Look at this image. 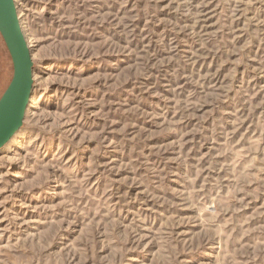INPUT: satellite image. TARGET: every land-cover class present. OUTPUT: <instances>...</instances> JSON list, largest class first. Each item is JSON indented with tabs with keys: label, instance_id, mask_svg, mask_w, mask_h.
I'll return each instance as SVG.
<instances>
[{
	"label": "rangeland",
	"instance_id": "rangeland-1",
	"mask_svg": "<svg viewBox=\"0 0 264 264\" xmlns=\"http://www.w3.org/2000/svg\"><path fill=\"white\" fill-rule=\"evenodd\" d=\"M15 2L35 76L0 264H264V0ZM12 77L0 33V98Z\"/></svg>",
	"mask_w": 264,
	"mask_h": 264
},
{
	"label": "water",
	"instance_id": "water-1",
	"mask_svg": "<svg viewBox=\"0 0 264 264\" xmlns=\"http://www.w3.org/2000/svg\"><path fill=\"white\" fill-rule=\"evenodd\" d=\"M0 33L13 63V77L0 98V151L21 129L34 91L33 52L15 0H0Z\"/></svg>",
	"mask_w": 264,
	"mask_h": 264
},
{
	"label": "bare ground",
	"instance_id": "bare-ground-1",
	"mask_svg": "<svg viewBox=\"0 0 264 264\" xmlns=\"http://www.w3.org/2000/svg\"><path fill=\"white\" fill-rule=\"evenodd\" d=\"M18 10V9H17ZM18 15H19V19H20V23H21V27H22V30H23V32H24V34H25V24H24V22L22 21V14L21 13H19L18 12ZM29 46L31 47L32 45L31 44H29ZM35 74V73H34ZM35 76V75H34ZM33 98V95H32V97H31V99ZM28 112H30V107L28 108V111H27V113ZM29 115H30V113H28L26 116H25V120H24V122L25 121H27V119H28V117H29ZM25 129H24V127L22 126L21 127V129H19V131L13 136V138L2 148V150H4V149H10V148H12V147H14V146H16L17 147V145H19V144H21V140L24 138V133H23V131H24ZM22 143H23V141H22Z\"/></svg>",
	"mask_w": 264,
	"mask_h": 264
}]
</instances>
